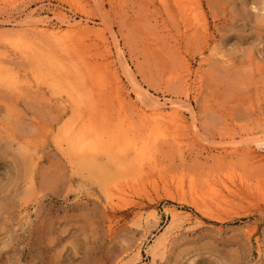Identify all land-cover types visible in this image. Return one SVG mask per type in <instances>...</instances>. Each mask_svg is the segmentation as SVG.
Listing matches in <instances>:
<instances>
[{
    "label": "rangeland",
    "instance_id": "374dc122",
    "mask_svg": "<svg viewBox=\"0 0 264 264\" xmlns=\"http://www.w3.org/2000/svg\"><path fill=\"white\" fill-rule=\"evenodd\" d=\"M98 1L102 5L96 0H0V24L7 30L12 27L8 20L24 21L33 11L60 25L52 12L58 8L94 27L90 44L86 41L90 54L104 69L113 62L122 95L142 105L136 83L162 98L180 94L186 100L189 93L195 114L185 112L186 127L161 126L165 135L179 137L188 162L180 165L173 148L165 150L167 156L158 155L154 168L144 171V186L126 190L127 196L135 190L129 196L134 203L124 210L129 214L123 225L114 223L112 231L103 189L88 179L81 185L50 132L68 104L65 93L41 83L40 95L14 101L1 89L0 264H264V180L252 195L242 184L243 177H253L244 176L252 174L250 161L233 153L256 147L258 135H264V0H193L207 23L201 21L189 35L179 23L175 0L168 5L162 0ZM67 113L66 118L71 107ZM201 178L228 200L225 211L215 208L209 216L192 204L190 182L202 184ZM180 180L188 195H179ZM137 201L145 207L136 219ZM164 238L165 250L155 256V243Z\"/></svg>",
    "mask_w": 264,
    "mask_h": 264
},
{
    "label": "bare ground",
    "instance_id": "6f19581e",
    "mask_svg": "<svg viewBox=\"0 0 264 264\" xmlns=\"http://www.w3.org/2000/svg\"><path fill=\"white\" fill-rule=\"evenodd\" d=\"M96 2L102 5L98 0H96ZM162 2L166 5L169 4L168 0H162ZM175 3V10L177 11V14H175L180 21L181 27L184 29V33H186V35L190 33L193 34L195 31L194 29H197V25H200L201 21L205 22V17L201 13L202 8L196 6L197 9L194 10L193 0H175ZM31 12L32 13L29 14L24 21L8 20L7 25L12 27H9V29L6 28L7 30H2V23L0 24V43L2 41L4 42L0 44V94L2 90L3 92L6 90L14 101L22 97L32 98L42 93L41 83L51 88L53 93L57 90H61L65 93V102L68 104L62 107V115L57 119L59 123L58 126H49L50 132L62 158L70 164L74 174L80 175L81 185L88 179L89 181H93L92 184L97 183L101 189H103L107 209L109 211L107 217L109 218L108 221H110V228L112 229L114 223L121 224V221L125 220L129 213H126L124 210L134 203V200L132 201L129 196L132 195L135 190H133V192L131 191L132 194H128L129 196H127L126 190L136 188L137 185L142 184L144 171H147L146 169L150 166L154 168L155 162L158 161L156 160L158 159V155L167 156L168 154L165 155L167 149L170 150V148H173V150L179 152L178 157L181 160L180 165L183 166L188 162L186 161L185 150H182V142L179 137L176 134L172 136L165 135L161 126L169 127L171 124H177L184 128L185 124H188L186 123L188 120H186L185 116L187 114L185 115V112L189 111L191 115L195 114L190 102H188V97L190 95L188 93L183 96L184 98L186 97V100H183L180 94H178L176 98H162L163 96L159 97L150 93L148 90H144L145 88L141 83H136V95L138 100H141L142 105L139 104L138 101L133 102L130 94L125 96V92V94L122 95L119 91V76L117 71L111 69L113 68V62H110L104 69L98 66L95 56L90 54V46L87 44V39L89 37L88 34L95 31L94 27L88 23L84 24L80 20H72L73 18L68 16V13L58 8L52 12L54 17L60 20V25L58 23V25L52 24L51 18H47L46 16L42 18L40 12V17L35 12ZM3 47L5 48L3 49ZM17 54L20 55L17 56ZM109 54L105 55V57H108L107 60L110 59L109 56L112 55ZM220 56L222 59L226 57L225 54H221ZM22 64L25 65L24 69L22 68ZM186 67L188 70L190 69L189 63H186ZM183 87L186 92L189 91L190 87L187 79L184 80ZM5 95L7 96L8 94ZM5 99L7 98L5 97ZM25 100H27V98ZM11 103L13 104V102ZM6 106L7 105H5V107ZM13 106L14 104L12 107ZM69 107H71V113L68 118H66L65 115H68L67 109ZM17 111L18 110H16V114H19ZM25 116L27 117L26 114ZM149 125H153L154 127L150 130V127L145 128ZM185 130L187 131V128H185ZM173 131L174 130H172V132ZM197 138L198 137H196V139ZM234 145L233 149L236 147H234ZM256 145L257 146L254 148L246 146L243 149L233 150L234 154H243L242 156L244 158L242 157V162L243 159H245L247 163L248 160L250 161L251 168H248V171L252 174L248 175L245 173L244 176L252 175L255 177V179L253 177L250 178L256 180L257 185L253 184L254 181H250V178L247 180L244 179V177L242 178V184L247 190L252 192V195L253 193L260 192V188L258 187H260L259 185H261L264 180V171L262 169L264 167L263 134L260 136L258 135ZM35 149L36 148H34V151ZM227 150L228 149L225 151ZM192 152L195 153L194 150ZM35 154L37 155V153ZM171 154H173L172 151ZM171 154L169 153V157ZM191 156L192 155H190V157ZM23 157L26 158L24 155ZM165 159H167V157H165ZM170 159H172V157H170ZM17 160H19V157ZM18 162L21 165L22 161L20 162L19 160L17 163ZM30 162V172L32 173L36 166L35 155H32V157L30 156ZM170 163L172 164V162ZM193 167H195V165ZM163 168L166 170V166H163ZM180 169L182 168L180 167ZM162 170L163 169H161V171ZM172 171H174V169ZM155 175L157 176V173ZM153 177L155 176L153 175ZM201 180L203 181L202 178ZM150 181L151 179L149 183ZM178 181L177 187L180 190L179 195L181 196L182 193L187 194L188 190L185 192L182 188V185H184L182 181ZM164 182L166 183V181ZM168 183L167 180L166 187ZM144 189L145 188H143V190ZM190 192L192 196L191 199H193L192 204L202 209L204 214L206 213L209 216L214 215V210L212 209L215 208L218 210L223 208V211L226 210L224 205L228 200H226L224 196L220 197L219 190L209 181H203L202 184H200V182L192 179L190 182ZM135 194L136 193L133 195ZM185 195L182 197L186 199ZM171 197L176 198L175 195H171ZM134 205H137L138 211L134 210L136 211L134 215L136 217L133 216V218L137 219V216L141 217V211L145 205L140 201H137ZM150 209H152V207ZM235 213L236 212H232V215ZM226 219L227 217H225V220ZM221 221H223V219ZM251 229L252 228H250V231ZM165 241H167L165 238L160 239L158 242L156 241L157 243H155L156 245L154 246L155 256L161 251L163 253L166 247Z\"/></svg>",
    "mask_w": 264,
    "mask_h": 264
}]
</instances>
